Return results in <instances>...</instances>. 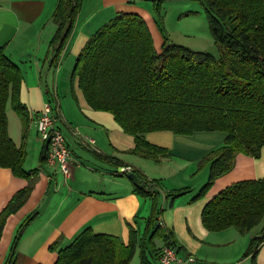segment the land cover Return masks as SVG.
<instances>
[{
    "label": "trees",
    "instance_id": "trees-1",
    "mask_svg": "<svg viewBox=\"0 0 264 264\" xmlns=\"http://www.w3.org/2000/svg\"><path fill=\"white\" fill-rule=\"evenodd\" d=\"M154 1L160 14L162 2ZM200 1L206 6L210 32L220 56L192 50L167 38L158 50L143 16L120 12L90 36L71 76L73 80L78 77L92 108L111 112L123 130L134 136L136 145L129 151L132 154L155 161L168 154L167 148L147 140L146 134L152 131L226 133L224 143L199 161V169L210 164L209 173L193 200L203 198L216 179L233 168L238 153L258 158L264 146V0ZM82 5L83 0L57 3L53 13L57 29L51 40L52 66L59 64ZM22 81L20 67L1 46L0 166L29 179V184L0 210V240L8 217L31 196L32 177L38 173V169H25L27 152L15 144L8 130L9 101L23 118L25 129L28 126V110L20 98ZM46 156L43 150L42 162ZM105 159L123 164L113 157ZM131 172L140 179L136 183L128 174L135 191L152 200L144 230L140 233L131 226L129 241L125 243L116 235L96 233L88 227L59 250L55 264H130L138 250L146 264L149 243L153 255L159 256L154 238L176 244L173 231L161 220L164 208L158 202V181L150 180L139 169ZM189 191L185 187L165 192L168 205L173 206L176 197ZM35 216L33 212L20 224L4 264H16L18 244ZM201 217L208 230L233 226L241 234L248 233L264 222V178L227 186L207 202ZM263 243L264 227L261 235L251 239L246 253L252 255L254 264Z\"/></svg>",
    "mask_w": 264,
    "mask_h": 264
},
{
    "label": "crops",
    "instance_id": "crops-1",
    "mask_svg": "<svg viewBox=\"0 0 264 264\" xmlns=\"http://www.w3.org/2000/svg\"><path fill=\"white\" fill-rule=\"evenodd\" d=\"M58 1L0 0V47H4L6 54L21 69L20 98L28 110L25 129L20 114L15 115L7 107L8 130L15 144L23 146L27 152L25 169H38L32 177L31 196L7 219L0 240V264L5 263L20 224L33 212L36 216L18 244L16 264H55L59 250L70 245L88 227L96 233L116 235L128 243L130 227L141 233L146 226L145 214L152 211V202L135 191L129 172L136 168L150 180L158 181L156 188L167 200V189L189 186L181 183L163 189L161 185H165L167 172L163 171L162 164L175 162L164 166L171 172L180 160L183 163L189 161L192 162L190 172L194 173L196 164L220 147L226 138L223 131H197L189 135L170 130L148 132L146 138L150 143L168 149V154L159 160L160 167L155 160L130 153L136 145L134 136L123 130L111 112L96 110L88 104L78 77L70 88L67 70L72 76L76 59L90 36L118 13L132 12L142 16L139 0H83L72 34L55 67L51 64L54 55L51 40L57 29L53 13ZM158 40L154 37L156 48L161 50ZM68 95L76 98V101L73 98L74 105ZM48 101L59 109L61 126L72 151V175L66 180L57 167L51 168L41 161L44 144L37 136L36 117ZM89 139L94 140L92 145L84 141ZM31 154L34 155L32 161L29 159ZM106 156L123 161V164L107 160ZM153 165L157 167L153 168ZM209 165L201 172L202 184L176 199L175 205L169 206L171 208L161 217L163 224L173 231L181 253L194 254L199 264H208L207 260L198 258L203 249L200 241L215 240L216 235L202 223L205 205L232 183L264 178V146L258 158L238 153L233 168L216 179L206 197L193 200L207 180ZM123 167H130V171H122ZM28 184L29 179L18 177L10 168L0 166V210ZM263 227L264 222L250 238L260 235ZM164 244L161 239L157 246L159 250ZM149 255L146 264H159L158 255ZM136 264L144 263L139 257Z\"/></svg>",
    "mask_w": 264,
    "mask_h": 264
},
{
    "label": "rangeland",
    "instance_id": "rangeland-1",
    "mask_svg": "<svg viewBox=\"0 0 264 264\" xmlns=\"http://www.w3.org/2000/svg\"><path fill=\"white\" fill-rule=\"evenodd\" d=\"M160 2H162L160 7V14L155 8L154 0H139L138 2V4L142 7L141 13L148 24L152 37H155L156 41L159 37V47L167 38V40L170 42L184 45L192 50L208 51L215 56H220V49L217 44H215L210 32L206 6L200 0H160L159 3ZM68 66L65 69H68ZM67 74H69L67 75V78H69L68 86L71 88L73 82L77 81L75 79L77 77H75L74 80L72 78L70 80L71 72L67 70ZM62 80L63 76L61 77V81ZM60 90L62 91L63 89ZM60 94L62 93L60 92ZM64 96H62V98H66ZM68 98L72 102L74 97L68 95ZM74 99L76 101V98ZM72 103L74 105V101ZM64 106L66 109H68V106L66 104H64ZM7 107L8 110L12 111V113L18 115V112L12 107L10 101L8 102ZM37 136L39 137L38 132ZM33 158L34 155L31 154L29 158L30 161H32ZM180 161L181 162L175 165L176 169H173V171L171 172H169L164 166L176 164L175 162L171 161L162 164L163 171L167 172L165 176L166 179H164L165 185H161L163 189L165 188L164 186H173V184L181 185L182 183L188 184V189L192 190L193 187L200 186L202 184L203 179L201 176V172L206 165L202 169H199L198 162L196 164V171L194 173H191L189 165L192 164V162L185 161L183 163L182 160ZM156 163L158 167H160V161H156ZM157 165H153V168H156ZM56 169L61 174H63L58 168ZM170 190L167 189L166 192ZM186 194H182L176 197L174 205L176 203V199ZM206 195L203 198H205ZM164 200L165 199L162 198V194H160L158 196V202L159 205H162L164 208L163 214L168 208H171L168 205L169 199L165 200V202ZM150 201L152 202L151 199ZM150 213H148L147 215L149 216ZM147 215L145 214L146 217H148ZM230 228H232V230H227ZM256 229H258L257 226L255 227V230H252L251 232H248L246 234L239 233L233 226L223 229L227 232H223V230H210L212 233H216L215 240L210 238L206 241H200L202 243L203 249L202 255H198V258L207 260L208 264H254L252 255H246V253L249 249L251 239L250 237L251 235H254ZM154 243L156 244V246H158L161 243V238H154ZM150 250H152L151 243L148 244V250H146L148 258H150V253L151 255H153L152 251ZM140 255L141 252L140 250H138V252H136L135 256L131 260L130 264H136L137 261H139ZM206 256H208V258H206ZM238 260H241L240 263L238 262ZM256 261L257 264H264V243L259 249Z\"/></svg>",
    "mask_w": 264,
    "mask_h": 264
},
{
    "label": "built area",
    "instance_id": "built-area-1",
    "mask_svg": "<svg viewBox=\"0 0 264 264\" xmlns=\"http://www.w3.org/2000/svg\"><path fill=\"white\" fill-rule=\"evenodd\" d=\"M62 117L59 109L52 102H46L43 110L36 117L37 132L39 138L45 144L49 140L46 152V164L57 167L64 179L72 175V151L61 126ZM76 135L79 134L75 131ZM92 145L94 140H84ZM122 171L129 172L130 167H123ZM159 264H199L197 257L192 253H181L174 243H165L158 256Z\"/></svg>",
    "mask_w": 264,
    "mask_h": 264
},
{
    "label": "water",
    "instance_id": "water-1",
    "mask_svg": "<svg viewBox=\"0 0 264 264\" xmlns=\"http://www.w3.org/2000/svg\"><path fill=\"white\" fill-rule=\"evenodd\" d=\"M48 145H49V140H47L44 144V151L47 152L48 150ZM129 177L136 183H140V179L139 177L134 173V172H131L129 173ZM159 224V223H158Z\"/></svg>",
    "mask_w": 264,
    "mask_h": 264
}]
</instances>
